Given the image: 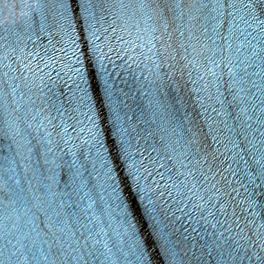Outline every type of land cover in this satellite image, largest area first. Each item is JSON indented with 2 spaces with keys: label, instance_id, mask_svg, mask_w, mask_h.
<instances>
[{
  "label": "snow or ice",
  "instance_id": "1",
  "mask_svg": "<svg viewBox=\"0 0 264 264\" xmlns=\"http://www.w3.org/2000/svg\"><path fill=\"white\" fill-rule=\"evenodd\" d=\"M0 264H264V0H0Z\"/></svg>",
  "mask_w": 264,
  "mask_h": 264
}]
</instances>
